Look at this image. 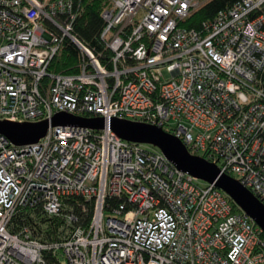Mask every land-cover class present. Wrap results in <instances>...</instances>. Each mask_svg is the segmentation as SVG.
Wrapping results in <instances>:
<instances>
[{
    "label": "built area",
    "instance_id": "2783aa9c",
    "mask_svg": "<svg viewBox=\"0 0 264 264\" xmlns=\"http://www.w3.org/2000/svg\"><path fill=\"white\" fill-rule=\"evenodd\" d=\"M109 1L95 51L73 33L82 0H0V120H105L25 145L0 134V264H264L262 230L223 191L109 126L163 128L264 204V0L199 28L184 23L204 0ZM67 39L77 69L51 71ZM71 197L93 203L87 224ZM23 208L62 217L58 235L12 230Z\"/></svg>",
    "mask_w": 264,
    "mask_h": 264
},
{
    "label": "water",
    "instance_id": "95a60500",
    "mask_svg": "<svg viewBox=\"0 0 264 264\" xmlns=\"http://www.w3.org/2000/svg\"><path fill=\"white\" fill-rule=\"evenodd\" d=\"M76 125L92 129L105 126L103 117H80L60 112L50 120L40 122H13L0 120V134L14 145L37 142L49 126ZM110 128L122 139L157 147L178 169L197 179L214 184L224 191L234 203L249 216L264 233V204L245 186L233 177L222 173L218 166L205 158L191 154L185 144L163 128L144 122L113 118Z\"/></svg>",
    "mask_w": 264,
    "mask_h": 264
},
{
    "label": "trees",
    "instance_id": "16d2710c",
    "mask_svg": "<svg viewBox=\"0 0 264 264\" xmlns=\"http://www.w3.org/2000/svg\"><path fill=\"white\" fill-rule=\"evenodd\" d=\"M238 0H206L198 9L193 11L187 18L184 25L187 27L199 28L202 22L213 19L218 11L233 5ZM110 5L109 0H82L81 10L73 26V33L87 46L95 51H104L103 42L100 39V33L104 25L102 12ZM80 49L70 39L63 44L59 54L50 65V70L61 73H72L77 69L79 62ZM228 197V196H227ZM234 211H242L234 201L229 198ZM68 207H72L79 215V223L85 225L88 223L93 212V203L86 201L81 197H71L65 200ZM116 199L111 203L117 204ZM85 204V209L82 208ZM35 212L32 218L31 213ZM63 223V218L47 217L42 215L39 210L21 209L13 219L12 230L17 231L22 226L27 225L33 233L42 235L44 238H54L58 235V227ZM264 237V233H262Z\"/></svg>",
    "mask_w": 264,
    "mask_h": 264
},
{
    "label": "rangeland",
    "instance_id": "374dc122",
    "mask_svg": "<svg viewBox=\"0 0 264 264\" xmlns=\"http://www.w3.org/2000/svg\"><path fill=\"white\" fill-rule=\"evenodd\" d=\"M204 1H206V0H204ZM147 149H150V150H156V149H158L157 147H155V146H153V145H151V144H143ZM197 182L199 183V184H204L205 183V181H203V180H197ZM36 218V217H35Z\"/></svg>",
    "mask_w": 264,
    "mask_h": 264
},
{
    "label": "bare ground",
    "instance_id": "6f19581e",
    "mask_svg": "<svg viewBox=\"0 0 264 264\" xmlns=\"http://www.w3.org/2000/svg\"><path fill=\"white\" fill-rule=\"evenodd\" d=\"M171 134V133H170ZM198 180H200V179H198ZM208 183V182H207ZM217 188V187H216ZM219 189V188H218ZM221 190V189H220ZM222 191V190H221ZM224 192V191H223ZM225 193V192H224ZM226 194V193H225ZM227 195V194H226ZM228 196V195H227ZM229 197V196H228ZM230 198V197H229Z\"/></svg>",
    "mask_w": 264,
    "mask_h": 264
}]
</instances>
